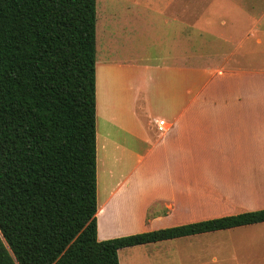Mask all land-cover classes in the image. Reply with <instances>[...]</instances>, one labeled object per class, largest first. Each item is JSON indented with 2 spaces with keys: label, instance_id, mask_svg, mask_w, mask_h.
<instances>
[{
  "label": "crops",
  "instance_id": "1",
  "mask_svg": "<svg viewBox=\"0 0 264 264\" xmlns=\"http://www.w3.org/2000/svg\"><path fill=\"white\" fill-rule=\"evenodd\" d=\"M146 26L96 30L100 241L264 209L262 32ZM119 261L264 264V223L125 248Z\"/></svg>",
  "mask_w": 264,
  "mask_h": 264
},
{
  "label": "trees",
  "instance_id": "2",
  "mask_svg": "<svg viewBox=\"0 0 264 264\" xmlns=\"http://www.w3.org/2000/svg\"><path fill=\"white\" fill-rule=\"evenodd\" d=\"M97 0H0V264H120L119 251L264 223V209L100 241Z\"/></svg>",
  "mask_w": 264,
  "mask_h": 264
},
{
  "label": "rangeland",
  "instance_id": "3",
  "mask_svg": "<svg viewBox=\"0 0 264 264\" xmlns=\"http://www.w3.org/2000/svg\"><path fill=\"white\" fill-rule=\"evenodd\" d=\"M110 25H134L140 35L145 25H195L198 31L205 25H243L246 37L252 38L253 31L262 32L264 50V0H97L100 32ZM158 38L156 31L149 41H143L149 55L155 54ZM106 43L100 40V51ZM221 237L214 234L216 239Z\"/></svg>",
  "mask_w": 264,
  "mask_h": 264
},
{
  "label": "built area",
  "instance_id": "4",
  "mask_svg": "<svg viewBox=\"0 0 264 264\" xmlns=\"http://www.w3.org/2000/svg\"><path fill=\"white\" fill-rule=\"evenodd\" d=\"M158 126H159V130L163 132V131H165L166 122L163 120L159 121Z\"/></svg>",
  "mask_w": 264,
  "mask_h": 264
}]
</instances>
